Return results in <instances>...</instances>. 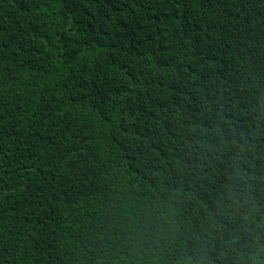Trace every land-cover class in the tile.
<instances>
[{"label":"trees","instance_id":"obj_1","mask_svg":"<svg viewBox=\"0 0 264 264\" xmlns=\"http://www.w3.org/2000/svg\"><path fill=\"white\" fill-rule=\"evenodd\" d=\"M0 264H264V0H0Z\"/></svg>","mask_w":264,"mask_h":264}]
</instances>
